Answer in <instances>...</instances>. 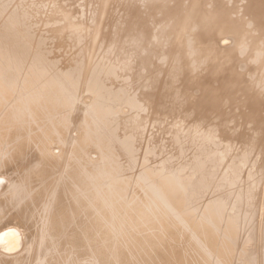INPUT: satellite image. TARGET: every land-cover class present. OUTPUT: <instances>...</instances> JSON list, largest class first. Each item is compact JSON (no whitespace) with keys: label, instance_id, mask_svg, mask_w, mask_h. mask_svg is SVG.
<instances>
[{"label":"bare ground","instance_id":"6f19581e","mask_svg":"<svg viewBox=\"0 0 264 264\" xmlns=\"http://www.w3.org/2000/svg\"><path fill=\"white\" fill-rule=\"evenodd\" d=\"M0 264H264V0H0Z\"/></svg>","mask_w":264,"mask_h":264}]
</instances>
